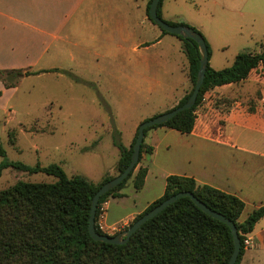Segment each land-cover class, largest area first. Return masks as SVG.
I'll use <instances>...</instances> for the list:
<instances>
[{"label": "rangeland", "instance_id": "374dc122", "mask_svg": "<svg viewBox=\"0 0 264 264\" xmlns=\"http://www.w3.org/2000/svg\"><path fill=\"white\" fill-rule=\"evenodd\" d=\"M135 4L139 21L143 2ZM160 15L169 24L184 20L201 33L215 70L231 67L241 52L259 53L264 46V0H163ZM159 35L162 40H157ZM135 43L145 45L133 50L130 43L114 57L74 46L73 57L55 52L63 68L88 82L60 70L22 78L9 90L0 82V146L7 159L30 167L56 164L69 177L83 175L95 183L115 174L120 158L116 144L130 146L132 121L160 115L151 113L169 109L183 91L185 96L192 89L183 41L147 22L137 27ZM8 59L4 63H10ZM13 68L33 72L46 67H0ZM253 89L250 84L248 91ZM19 181L52 184L57 179L9 168L0 177V192ZM255 264H264V257Z\"/></svg>", "mask_w": 264, "mask_h": 264}, {"label": "trees", "instance_id": "16d2710c", "mask_svg": "<svg viewBox=\"0 0 264 264\" xmlns=\"http://www.w3.org/2000/svg\"><path fill=\"white\" fill-rule=\"evenodd\" d=\"M151 2L152 0L146 12L154 24L149 15ZM162 4L163 0L158 8L160 18ZM170 25L189 26L183 22ZM160 30L168 34L161 28ZM175 37L184 42L192 89L173 109L184 105L190 99L201 61V53L195 41ZM206 44L210 61L211 50L207 42ZM62 72L72 75L68 71ZM40 73L28 70H0V81L5 88L11 89L15 88L18 80ZM250 77H264V46L259 53L241 52L233 65L226 69L215 70L209 63L195 106L163 125L147 129L145 137L149 131L158 128L191 134L195 128L197 111L212 90L241 83ZM138 128L130 147L116 144L120 158L115 174H107L99 183L92 182L83 175L69 177L64 169L56 164L43 168L40 165L30 167L9 161L6 151L0 146V157L3 158L0 163V177L4 170L14 168L30 174L46 173L57 179L52 184L19 181L0 192V264H229L235 249L231 230L226 224L204 213L190 198H182L170 205L144 224L125 245H112L92 239L89 233V219L93 198L101 186L123 173L129 166ZM153 154L154 148L144 141L136 170L120 186L101 198L96 215V231L99 234L108 235L99 226L103 205L110 198L123 197L120 192L130 180L137 192L143 190L148 169L140 164L144 155ZM181 192L193 193L213 211L234 222L242 242L236 264H241L245 253L244 236L252 233L256 224L264 217V207L254 211L241 222L240 218L245 210V203L241 199L211 186L199 185L189 177L169 176L164 195L144 213L138 215L128 228L155 207ZM116 235L118 234L113 236Z\"/></svg>", "mask_w": 264, "mask_h": 264}, {"label": "crops", "instance_id": "0c3cea01", "mask_svg": "<svg viewBox=\"0 0 264 264\" xmlns=\"http://www.w3.org/2000/svg\"><path fill=\"white\" fill-rule=\"evenodd\" d=\"M135 2L0 0V67L6 64L46 67L33 72L68 71L72 74L70 77L88 82L72 70L63 68L64 65L56 60L55 52L64 51L72 56L70 52L74 46L114 57L128 50L130 43L133 50H138V46L145 44L137 46L134 37L138 26L151 22L146 12L150 0H142L139 21L136 20ZM181 22L186 23L184 20L177 23ZM162 37L159 35L157 40ZM7 57L10 63H4ZM250 84L255 86V91H248ZM2 86L9 90L4 84ZM183 97L184 91L181 99ZM181 99L169 109L151 114L166 113ZM149 115H141L132 121L134 137ZM116 121L117 118L115 124ZM145 143L154 148V154L144 155L140 164L148 169L145 187L137 192L132 182V187L121 190L123 197L110 198L103 205L99 224L106 234L120 233V228L161 198L167 178L172 175L189 177L199 185H208L238 197L245 203L240 218L244 222L254 211L264 207V77H250L238 84L216 87L197 111L191 134L158 128L148 132ZM249 237L253 239L254 247L245 251L241 264H255L264 257V217Z\"/></svg>", "mask_w": 264, "mask_h": 264}, {"label": "water", "instance_id": "95a60500", "mask_svg": "<svg viewBox=\"0 0 264 264\" xmlns=\"http://www.w3.org/2000/svg\"><path fill=\"white\" fill-rule=\"evenodd\" d=\"M161 1L162 0H152L149 9L150 18L156 26L160 27L168 34L174 36H180L184 39H191L197 43L201 53L200 69L198 72L197 82L190 99L184 105L175 108L169 112L148 119L146 121H143L139 125L138 136L134 144L133 154L129 166L125 169L123 173L119 174L118 176L108 181L103 186H101V188L97 191V193L93 198L90 219H89V233L92 239L96 242H103L112 245H125L131 240L133 235L144 224H146L148 221L158 216L170 205L174 204L175 202H177L182 198H190L193 201V203L204 213L226 224L229 227L234 239V246H235L234 253L231 257L229 264H236L242 249V242L236 225L234 224L233 221H231L227 217L213 211L211 208H209L207 205L201 202L197 197H195L194 194L191 192H181L169 198L168 200L164 201L162 204H160L159 206L155 207L153 210L142 216L128 230L116 236L101 235L96 231V215L100 200L103 196H105L112 190L116 189L118 186H120L136 170V167L140 160L142 145L145 141V131L155 126L163 125L168 121L172 120L173 118H175L178 114L193 108L198 100L199 94L201 92V89L205 81L206 72L209 65L208 47L205 38L201 33L197 32L195 29L191 28L190 26L170 25L167 22H165L162 18H160L158 15V8Z\"/></svg>", "mask_w": 264, "mask_h": 264}, {"label": "built area", "instance_id": "2783aa9c", "mask_svg": "<svg viewBox=\"0 0 264 264\" xmlns=\"http://www.w3.org/2000/svg\"><path fill=\"white\" fill-rule=\"evenodd\" d=\"M100 228L104 230V228L99 224ZM243 245H244V250H249L254 247V242L253 239L249 237V235H245L243 239Z\"/></svg>", "mask_w": 264, "mask_h": 264}]
</instances>
